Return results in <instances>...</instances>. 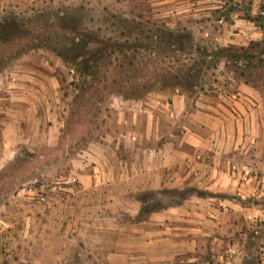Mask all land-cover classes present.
<instances>
[{"label": "rangeland", "instance_id": "obj_1", "mask_svg": "<svg viewBox=\"0 0 264 264\" xmlns=\"http://www.w3.org/2000/svg\"><path fill=\"white\" fill-rule=\"evenodd\" d=\"M4 18H15L17 31L0 40V73L25 55L56 62L60 127L53 143L0 157V264H116L115 249L129 241L120 227L191 196L226 198L193 187L143 190L148 176L102 173L118 159L128 165L135 145L147 153L161 145L154 135H180L174 96L192 113L203 96L227 106L244 85L264 91V0H0ZM90 37L97 41L86 48ZM102 39L117 48L93 79L57 55L74 41L75 63L89 49L96 59ZM154 119L150 140L133 144L128 127L140 122L146 135ZM260 190L264 209V181ZM118 261L139 264L128 254ZM176 264H264V220L245 222L234 237H203L196 256Z\"/></svg>", "mask_w": 264, "mask_h": 264}, {"label": "crops", "instance_id": "obj_2", "mask_svg": "<svg viewBox=\"0 0 264 264\" xmlns=\"http://www.w3.org/2000/svg\"><path fill=\"white\" fill-rule=\"evenodd\" d=\"M55 63L25 55L0 73L3 159H11L21 144L55 141L60 127ZM172 108L171 115L183 117L180 135L151 137L150 131H156L160 123L155 119L145 123L148 132L141 135L137 122L128 127L133 144L151 137L161 145L149 153L135 145L138 151L131 152L129 166L123 167L118 159L119 167L115 165L111 173L103 169L102 174L113 175L115 181L129 172L137 180L148 176L143 190L193 187L223 193L226 198L191 196L128 228L120 227L119 233L129 241L123 238L115 249L116 264L126 254L135 256L139 264L149 260L176 264L181 256H196L203 237H234L245 222L264 220V209L255 202L264 181V169L259 166L264 160V91L244 85L227 106L203 96L194 102L192 113L187 112L186 99L176 95ZM136 205L140 207L138 201Z\"/></svg>", "mask_w": 264, "mask_h": 264}, {"label": "trees", "instance_id": "obj_3", "mask_svg": "<svg viewBox=\"0 0 264 264\" xmlns=\"http://www.w3.org/2000/svg\"><path fill=\"white\" fill-rule=\"evenodd\" d=\"M15 18H4L0 20V40L2 41H8V39L15 34L17 31V23ZM16 35V34H15ZM96 38L90 37V40L85 43V47H89V45H92L96 42ZM101 43L104 44V49L102 52H100L99 56L95 59L93 57L95 54L91 49L87 50L88 52L86 54H90L91 57L86 60H81L77 63V59H79V54L76 53L75 47L76 44L74 41L71 43H68L65 45L61 50L58 49L57 55L63 60L71 65H76L77 71L80 74H83L86 77H89L90 79H93L96 76V72L99 70V68L105 64H110L108 61V58L113 54V52L116 50L117 45L114 43H111L110 40H99ZM68 47V48H67ZM96 53V52H95Z\"/></svg>", "mask_w": 264, "mask_h": 264}]
</instances>
